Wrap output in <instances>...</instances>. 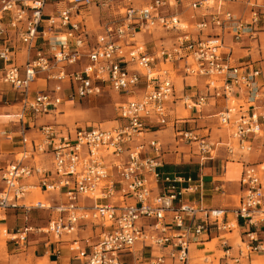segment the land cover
<instances>
[{
    "label": "built area",
    "instance_id": "1",
    "mask_svg": "<svg viewBox=\"0 0 264 264\" xmlns=\"http://www.w3.org/2000/svg\"><path fill=\"white\" fill-rule=\"evenodd\" d=\"M53 1L0 0V59L5 63L0 85L10 86L21 98L22 114L34 117L105 92L125 99L118 104L117 125L111 128L49 124L40 126L37 138L30 139V127L23 124L19 139L24 150L0 169V221L8 210L23 213L27 220L34 210L51 216L43 226L16 232L13 241L24 244L36 233L61 242L67 237L69 249L82 264H190L192 246L204 242L205 236L233 232L240 225L256 228L263 222L264 179L256 165L244 166L243 196L231 219L226 209L185 200L200 191L201 182L161 173L168 149L148 135L172 129L175 147L195 145L202 159L214 157L223 147L231 156L254 151L253 143L264 139V65L237 63L225 34L231 33L235 44L255 40L260 51L257 27L264 5L250 0L246 21L226 8L236 0H201L192 8L211 12L189 29L169 12L181 0H154L141 8L128 4L93 42L88 23L79 19L80 7L95 3L107 7L103 1L108 0H58L66 6L46 15L45 8ZM157 29L174 33L175 42L150 52L138 33ZM260 31L264 34V28ZM14 37L26 47L23 74L13 63ZM180 62L179 69L175 64ZM178 70L204 79L206 91H183L178 96L172 77ZM38 82L40 88L35 86ZM177 101L196 114L212 104L220 107L209 120L216 119L219 129L230 132V139L214 140L212 121L200 127L197 117L172 120L170 105ZM11 134L0 128V138L10 139ZM47 155L51 170L38 168L36 159ZM37 175L38 185L28 184ZM34 190L55 194L59 200L30 199ZM87 226L99 230L89 249L77 238ZM246 235L247 254L241 249V255L264 254L256 233L248 230Z\"/></svg>",
    "mask_w": 264,
    "mask_h": 264
},
{
    "label": "crops",
    "instance_id": "2",
    "mask_svg": "<svg viewBox=\"0 0 264 264\" xmlns=\"http://www.w3.org/2000/svg\"><path fill=\"white\" fill-rule=\"evenodd\" d=\"M126 1L127 3L124 4V6L122 7L118 6L117 8L118 9L123 8L128 4H132L137 8H141L145 5L150 4L154 0H151L148 3H140V2L135 3V0H126ZM198 1L201 0H181L177 4V7L171 8L169 12L170 14L178 15L179 18H181V20L185 24L189 25V27H195L202 20L205 14L211 12L210 10H206L204 8L193 9L192 4ZM236 1L229 3L226 7L227 9H230L234 14L235 12H237V11L234 12L233 10V8H236L235 7V5H237ZM53 3L54 4H50V5L48 4L46 6L45 8L46 15H51L54 12L62 10L66 6V3H64L63 1L54 0ZM248 6L251 11V7H250L251 4L247 3V7H244V12L249 11ZM92 7H95L97 9V11L95 10L92 11L93 12L95 11L96 16H98L97 19L95 17V20H96L97 28L99 29L96 30L90 29L91 35L93 37V42H96L99 36L104 35V29L106 27V24L108 21H110V20L107 21V18H111L112 16L115 17L114 14L115 12L112 13L110 10L107 11L108 9L106 10V8L95 3L90 8L80 7L81 15L79 16V19L83 18L88 23L86 17H88V15L93 13L91 9H95V8ZM99 7H101V9ZM235 15H237V13ZM102 16L103 18L100 19ZM238 17L246 18V15L243 14ZM156 31H161V30L160 29L150 30L148 32L143 30L142 32L138 33V40L147 43L148 50L150 52L156 51L161 46H165V47L168 46L167 48H169L172 46L171 44L175 42L174 33H171V35H173V37L171 36L172 38L163 39L160 38L161 36L158 38L155 37ZM230 34L228 33L225 34V40H226V44L233 48V58L237 63H241L245 61L256 62L255 60H257V57L259 58V60L261 58L263 59L264 49L262 44H260L261 46L260 51L258 50L257 43H256L257 44L256 47L251 45L252 43H254V41H252L251 39H247L242 43L235 44ZM169 40L172 41V43L170 44L171 46L167 44V41ZM261 40L262 39H260V42ZM11 44L14 48V53H15L13 57V63L21 67L23 74V67L25 65L26 55H27L26 47L17 37H14L12 39ZM1 45L2 42L0 41V46ZM250 46L252 47L251 51H249L246 48ZM254 50L256 51L257 54L254 53L255 52ZM33 53L34 51H32V54ZM249 53H251L252 55L251 58L248 56ZM0 63H1L0 75H1L5 69V63L1 59H0ZM262 65H264V62H262ZM175 66L180 69L183 66V62L176 63ZM175 72L177 73L176 75L177 77L182 78L181 81L182 89L180 93L177 91L178 96L181 95L183 91H185L186 93L193 90L199 91L200 93H204L206 91L204 79L188 77L185 75L184 71L181 70ZM188 79H196V83H189ZM198 80L201 81L202 87L198 85L197 83ZM175 84L177 88V82H175ZM41 85H42L41 82L35 84V86L39 88L41 87ZM202 89L203 91H201ZM136 99H140V96H137ZM20 101L21 98L10 86L5 84L0 85V128L12 133L11 134L12 137L10 139H7L6 137L0 138V169H4L8 164L14 162L17 158L20 157V154L24 150L25 147L23 146L21 140L19 139L20 130L23 124H25L26 127L28 126L30 127L27 130V135L30 139L37 138L39 127L43 125L57 124L62 127H67L71 129L70 126L61 124L58 121H56L55 116L57 114H63L64 112L58 110L57 112L38 116V117H34L28 113L23 115L22 114L23 108ZM68 104L74 105L75 103H65L61 107L63 106L66 107ZM170 106L172 109V111L170 112V118L172 120H174L177 117L183 118V116L180 115V110L188 111L184 108L183 103L180 101H177L171 104ZM219 111H220V107H216V106L214 107L212 104L206 107L203 110L202 114H196L194 112H190L189 117L191 119L197 117V120H195V122L201 127L203 126L204 123H206V121H210L209 120L210 115H215ZM50 116L53 117L52 120L45 122L42 120L43 117H50ZM211 127H212V138L214 140L220 139L224 142L227 139H229V138L227 139L223 138V135L221 136L219 134H215L214 126ZM216 127L218 131L225 130V129H219L218 126ZM165 131H159L156 134H149L148 138L157 137L160 141H162L164 137L163 132ZM168 131L173 132L172 129H168ZM253 145H254V151L252 154H242L240 152L233 156L231 155L228 156L226 149L223 147L216 153V155H214V157L207 159H202L201 156H199V153L196 151L197 148L195 145L182 144L179 147L173 146L172 148L168 149V152L164 155L165 158L164 164L163 167L160 169V171L162 173L174 174L180 177H185V178L190 177L197 182H201L200 191L196 194L186 195L184 197L185 200L197 204L199 206L201 205L203 207L226 209L229 218L232 219L234 218L233 211L235 210L238 202L237 198L240 197L241 199V197L243 196V188L241 185V180L243 176L244 166L247 163H250L256 165L259 168L261 167V165L264 164V157L259 159L254 157L252 158L253 162H248L246 160L247 157L246 155H249V157H251V155L256 153L258 154L264 153V139L254 142ZM224 156L226 157V159L223 160L222 157ZM39 159H41L42 162H39ZM35 165L38 168L44 167L47 170H51L52 168L51 157L49 155L40 156V158L36 159ZM166 166L169 167L165 169ZM177 166H183L184 167L183 172H185L186 174H182V172H177V168H176ZM39 178H41V176L37 175L36 177L29 180L28 184L38 185ZM263 179H264V175H263ZM32 195L30 199H36L34 198V196L32 197ZM44 195H46L45 199L50 198L56 201L59 200V198L55 194H50V195L44 194ZM18 220L27 222V217L19 211L8 210L5 213L4 219L0 221V231L2 232L0 233L1 235L0 259L2 258L4 260V261H0V264H29V261H31L32 264H82L81 261L77 258V253L72 252L69 249L67 242L70 239L67 237H63L61 239L63 242H61L59 241V239H56L54 237H46L44 235L36 233V234H30L27 241L24 244H20L18 242L13 241V235L16 234V232L23 230L26 226H30V224L24 223L25 225H23L20 228H17ZM238 230L240 232L242 231V233L244 234L243 237L245 238L246 241H247L246 231L253 230L256 233V237L258 238V243H264V221L259 223L256 228H251V229L245 228L240 225ZM233 232H229V233L232 234ZM226 233L227 232H220V233L214 232L210 236H205L204 242L192 246L191 255L194 254L196 251L195 249L193 251L194 247L196 248L199 245L211 243L214 239H220V237L224 234L226 235ZM4 235H8L10 238L6 241L5 238H3ZM98 235H99L98 229H95L92 226H87L80 229L77 238L82 242L81 244L84 248L89 249L91 245L96 242ZM242 243L244 242L242 241ZM220 247H221V251L224 254L220 259L221 264H229L230 261L233 262L234 264H245V262L247 264H253L255 261H258L259 259L264 260V254L252 253L249 254V256H245V255L242 256L240 251L241 249L236 250L235 247L231 244L230 239H224ZM262 264H264V262Z\"/></svg>",
    "mask_w": 264,
    "mask_h": 264
},
{
    "label": "rangeland",
    "instance_id": "3",
    "mask_svg": "<svg viewBox=\"0 0 264 264\" xmlns=\"http://www.w3.org/2000/svg\"><path fill=\"white\" fill-rule=\"evenodd\" d=\"M151 0H135V3L140 2V3H148ZM104 3H107V7L106 8L107 11H111L112 13H114L115 15L118 16L119 10H118V6H124V4L127 3L126 0H108V1H103ZM124 2V3H123ZM256 3V1H251V3ZM247 3H250V0H237L235 7L233 8L235 14L237 13V16H241V15H246L245 20L250 21V8L248 12H244V7H247ZM258 3L260 5H264V0H259ZM50 4H54L53 2H49ZM209 5H213V3L211 2ZM50 8V7H49ZM95 8V7H92ZM101 9V7H99ZM113 8V9H112ZM122 12H124V10L122 8H120ZM97 11V9H91ZM90 11V12H91ZM93 12L92 14L88 15L87 20H88V25L90 27V29L96 30L99 29L97 28L96 25V20L95 17L97 19L98 16H96V12ZM108 13V12H107ZM248 13V15H247ZM259 18L261 19V23L259 24V26L257 27V30L259 31L257 34V37L262 39L261 40V44L263 45V49H264V34L262 31L264 28V7H261L259 10ZM87 16V15H85ZM103 16L100 18L102 19ZM114 19V16H112L111 18H107L108 20ZM194 29V27H189V29ZM161 36V37H160ZM173 35H171V33H167L166 31H156L155 33V37L158 38H172ZM253 41V40H252ZM172 43L171 40L167 41V44L170 45ZM257 41L254 40V43H252L251 45L256 47ZM254 44V45H253ZM172 45V44H171ZM170 45V46H171ZM168 47V46H167ZM253 47V48H254ZM255 51V50H254ZM253 51V52H254ZM255 54L256 51L254 52ZM262 59V58H261ZM259 60V58L257 57L256 64H261L262 65V60ZM1 66V63H0ZM169 69H171L170 66H167ZM179 74V73H178ZM177 73L172 71V77L173 80L175 82H177V91L180 93L181 89H182V85H181V81L182 78L181 77H177L176 76ZM189 83H196V79H188ZM198 85L200 87H202L201 85V81L198 80ZM203 91V89L201 90ZM124 99L123 96L116 94V93H112V92H105L102 96H98V97H92L90 99H85V100H81V101H77L75 102L74 105L68 104L66 107H60L59 111L64 112L63 114H57L55 116L56 121H58L61 124H65L70 126L72 129H75L76 127H89V126H102L104 128H110L116 125V120H117V107L118 104L120 102H122ZM180 115L183 117H189L190 116V112L188 111H184V110H180ZM53 116V115H52ZM53 117H43V121H49L52 120ZM210 121H212L211 125L214 126V133L215 134H219V135H223V138L227 139L230 137L229 131L226 130H222V131H218L217 129V123H216V119H211ZM40 122V121H39ZM226 132V133H225ZM163 139L162 141L164 142L165 148L166 149H170L173 146H175V142H174V136H173V132L171 131H165L163 132ZM225 135V136H224ZM228 140V139H227ZM226 140V141H227ZM224 141V142H226ZM236 146V145H235ZM237 148V146L235 147ZM240 153V152H238ZM229 156V155H228ZM246 160L248 162H253L254 157L256 158H263L264 157V153L263 154H253L251 155V157H249V155H246ZM222 159H226V157H222ZM259 169L262 172V176L264 175V164L261 165V167H259ZM34 198L39 199V200H45L46 195H42L40 190H34L33 191V195ZM238 202L236 207L239 206V200L240 197L237 198ZM51 214L48 211H43V210H34L31 212V214L29 215V219L27 220V222H23L21 220H18L17 222V228L22 227L23 225L26 224H30L33 226H43L46 224V222L48 221V219L50 218ZM261 218H264V216H261ZM16 228V229H17ZM0 233H2L0 231ZM244 234L242 233V231L240 232L237 228L234 230V232L232 234L230 233H226V235H222L220 237V239H214L211 243L208 244H202L197 246L196 248H193L196 250L194 254L191 255V262L190 264H221L220 263V259L222 258V256L224 255L223 252L221 251V245L222 242L224 241V239H230L231 244L235 247L236 250L238 249H243L244 254H247V250H246V246L244 245V243H242V241H245V238L243 237ZM1 237V235H0ZM3 237V236H2ZM5 240L7 241L10 237L8 235H4ZM33 238V237H32ZM1 248V247H0ZM7 258V257H6ZM0 261H4L2 258L0 259ZM6 261V260H5ZM264 262L263 259H259L258 261H255L253 264H262ZM29 264H32L31 261H29ZM229 264H234L233 262H229ZM245 264H247L245 262Z\"/></svg>",
    "mask_w": 264,
    "mask_h": 264
},
{
    "label": "trees",
    "instance_id": "4",
    "mask_svg": "<svg viewBox=\"0 0 264 264\" xmlns=\"http://www.w3.org/2000/svg\"><path fill=\"white\" fill-rule=\"evenodd\" d=\"M169 166H166L165 169H167ZM177 172H182V174H186L185 172H183L184 167L183 166H177ZM166 171V170H165ZM162 173V172H161Z\"/></svg>",
    "mask_w": 264,
    "mask_h": 264
},
{
    "label": "bare ground",
    "instance_id": "5",
    "mask_svg": "<svg viewBox=\"0 0 264 264\" xmlns=\"http://www.w3.org/2000/svg\"><path fill=\"white\" fill-rule=\"evenodd\" d=\"M220 131H221V130H220ZM252 153H253V152H251V153H247V154H252ZM235 227H237V226H236V223H235Z\"/></svg>",
    "mask_w": 264,
    "mask_h": 264
}]
</instances>
